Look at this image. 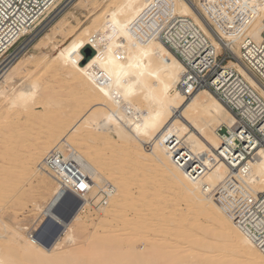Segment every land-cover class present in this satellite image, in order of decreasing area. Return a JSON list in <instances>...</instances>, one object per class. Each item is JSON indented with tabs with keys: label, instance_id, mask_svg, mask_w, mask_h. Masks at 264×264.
Instances as JSON below:
<instances>
[{
	"label": "bare ground",
	"instance_id": "obj_1",
	"mask_svg": "<svg viewBox=\"0 0 264 264\" xmlns=\"http://www.w3.org/2000/svg\"><path fill=\"white\" fill-rule=\"evenodd\" d=\"M97 1L69 0L60 8L65 0H57L36 24L37 28L51 18L35 43L40 54L26 57L32 44L29 37L5 67L0 60V69L4 67L0 70V200L17 190L20 194L15 204L34 201L32 189L33 194L24 188L35 181L32 187L37 192L52 196L43 208L38 205L44 217L66 191L82 200L75 217L69 223L63 221L62 233L49 248L36 237L38 232L25 235L20 226L4 223L2 210L6 206H0V264H264V237L260 236L264 226L252 224L251 229L240 225L209 192L230 170L215 150L220 146L217 128L223 123L231 125L234 116L208 89L186 98L178 86L186 72L182 60L158 37L139 39L131 32L149 0H117L101 15L103 9L98 10L89 26L68 37L70 7L89 9ZM205 1L171 0L169 5L176 14L193 18L219 49L227 45L239 55L244 37L260 40L264 0H243L240 8L246 19L229 30L216 25L214 29L206 21L202 15ZM33 30L26 25L1 29L0 57L20 38L33 37ZM59 36L68 38L59 41ZM88 46L95 51L86 58L83 50ZM51 51L52 58L44 67L60 77L58 83L68 85V103L60 100L58 90L54 92L55 84L52 89L44 88L41 78L28 76L30 65L39 67ZM227 67L236 68L264 96V88L240 62L232 60ZM100 73L101 80L97 78ZM124 106L135 115H129ZM38 108L41 111H35ZM169 137L178 141L184 157L189 155L203 168L201 174L194 177L187 162L176 160ZM57 153L64 155L67 166L72 167L69 160L77 162L96 186L84 176L75 178L62 160L57 162ZM252 169L251 177L242 179L243 183L253 192H264V150ZM80 182L88 185L84 191L78 188ZM100 188L108 191L102 205ZM92 201L101 220L111 225L114 218L133 209L134 219L128 221L131 233H123L119 227L122 219L116 220L122 234L119 228L109 226L100 238L94 235L95 240L85 248H72L69 244L86 228L83 222ZM180 202L186 203V210L180 209ZM138 241L144 242L143 249L137 246ZM84 249L90 252L86 257L81 255Z\"/></svg>",
	"mask_w": 264,
	"mask_h": 264
},
{
	"label": "built area",
	"instance_id": "obj_2",
	"mask_svg": "<svg viewBox=\"0 0 264 264\" xmlns=\"http://www.w3.org/2000/svg\"><path fill=\"white\" fill-rule=\"evenodd\" d=\"M56 1L0 0V30L26 25L33 27L35 31L39 27L38 25L36 28L38 19ZM67 1L65 0L60 8L64 7ZM170 2L171 0H156L152 3V0H149L140 18L134 22L130 30L134 35H139L137 37L139 39L158 37L182 60L186 72L178 86L186 98L192 97L200 90L208 89L232 113L234 122L231 125L223 123L217 128L220 146L215 150L217 155L228 163L230 170L224 180L211 187L209 192L213 200L240 225L253 229V224L262 228L264 192H253L242 179L251 177L253 162L260 157V151L264 150V96L236 68L227 66L232 60L240 62L264 88V28L259 41L244 37L240 54L235 55L227 45L221 49L217 48L193 18L176 14L175 10L171 9ZM205 2V13L202 11V15L214 29L215 25L225 30L236 28L246 19L240 8L243 0ZM22 41L20 38L4 54L3 58L7 59L4 63L1 62L4 66L16 58L19 52L17 49ZM97 78L101 80L102 74L100 73ZM124 109L129 115L136 113L129 106H124ZM174 139L169 137L167 142L171 143V148L175 150L176 160L187 162V167L194 177L201 174L203 168L197 163L194 164L189 155L184 157L182 147ZM56 155L57 162L62 160L64 166L74 173L75 178L84 176L90 184L96 186L92 178L80 171L77 162L69 160L72 166L70 167L65 164L62 153ZM98 193L102 195L99 205L105 204L108 191L100 188ZM94 205L96 206L95 203ZM258 222L261 224L258 225ZM260 236L264 237V228Z\"/></svg>",
	"mask_w": 264,
	"mask_h": 264
},
{
	"label": "rangeland",
	"instance_id": "obj_3",
	"mask_svg": "<svg viewBox=\"0 0 264 264\" xmlns=\"http://www.w3.org/2000/svg\"><path fill=\"white\" fill-rule=\"evenodd\" d=\"M116 1L117 0H99V1H97L94 5H92V6H90L89 7V9H82L80 6H76V7H70V9H69V11H70V13H68V15L66 16V18L67 19H69L68 20V23H70V29H69V32L66 34V35H68V37L69 36H72V35H76V34H78L79 33V30L80 29H82L83 27H87V26H89L88 24H90V20L94 17V14H97L98 13V10H100V9H103V10H101V12H99V14L98 15H101V13H104L105 11H106V8L109 6V4L111 5V4H116ZM97 7V8H96ZM91 8V9H90ZM93 8L95 9L96 8V10L95 11H93L92 12V10H93ZM51 16V15H50ZM49 16V17H50ZM53 16V15H52ZM51 16V17H52ZM50 21H51V18H48L46 21H44L43 22V24H42V26H39L34 32H33V37L32 36H27L26 38H25V40H23L22 42H21V45L22 44H24L25 42H26V40L29 38V37H31L30 38V40H29V42H31L32 41V44L30 45V47L28 48V51H27V53H26V57H28V55H30V54H40V50L38 49V48H36L35 47V43L38 41V38H39V36H40V34H42L43 33V31H45V29H47V25L48 24H50ZM48 23V24H47ZM88 23V24H87ZM85 24V25H84ZM104 29V28H103ZM102 29V30H103ZM37 30H38V33H37ZM104 31V30H103ZM38 36V37H37ZM67 37V38H68ZM32 38H33V40H32ZM66 38V39H67ZM63 39V37L62 36H59V41H61ZM66 39H64V40H62V41H66ZM20 45V46H21ZM89 47V46H88ZM87 47V48H88ZM19 48V47H18ZM20 49V48H19ZM19 49H17V50H19ZM31 49H35V51H33V50H31ZM85 50V49H84ZM84 50H83V53H84ZM52 54H53V52L51 51L50 53H49V56H47L46 58H44V59H42V62L40 63V65H39V67H37L36 65H35V67H34V64L32 65H30V67H29V74H28V76L30 77V78H33V76H34V78L36 77V78H38V79H42V80H40L41 82V84H42V86L44 87L45 85V87H50L51 89H52V85H54L53 86V88H54V92H56L57 90V92L59 93V95H61V96H59L60 97V100H64V102H66V103H68L69 102V100H68V102H67V99L68 98H66L67 97V92H68V94H69V89H68V85L66 86V84L63 82H59L58 83V81H59V79H60V77L59 76H57L56 77V74L54 73V71H52L51 69H49V67L48 68H46L45 69V67H44V65H45V63L48 61V60H50L51 58H52ZM85 54V53H84ZM3 56L4 55H2L1 57H0V60L4 63L7 59L6 58H4L3 59ZM86 56V55H85ZM0 61V62H1ZM11 61V60H10ZM9 61V62H10ZM8 62V63H9ZM3 63H2V65H3ZM6 66V65H5ZM4 66V67H5ZM0 67H1V65H0ZM4 67H2L0 70H2ZM45 69V70H44ZM48 69H49V71H48ZM44 70V71H43ZM51 70V71H50ZM54 77V83H53V78ZM44 80H45V82H44ZM47 80V81H46ZM49 80V81H48ZM23 81V80H22ZM22 81H20V82H22ZM56 81V82H55ZM47 82V83H46ZM52 82V83H51ZM44 84V85H43ZM58 84V85H57ZM64 84V85H63ZM64 86V87H63ZM44 87V88H45ZM64 93V94H63ZM63 94V95H62ZM63 98V99H62ZM57 99H58V97H57ZM56 99V101L57 102H59V100H57ZM66 99V100H65ZM70 99V98H69ZM61 101V102H62ZM56 103V102H55ZM54 103V104H55ZM37 105H39V104H37ZM36 105V106H37ZM36 106H34V107H36ZM78 110V109H77ZM35 111H41V108L39 109H37V110H35ZM23 112H25V110H23ZM24 116H25V113H23L22 115H21V118L23 117V121L25 120V118H24ZM146 145V144H145ZM144 145V147L147 149V150H149V149H151V145L150 144H148V145H146L145 146ZM33 183V182H32ZM31 182H29V183H27L26 184V186H25V190H28V193H30L31 192V189H32V192H34V194L36 193V194H38V196L35 194H33L32 192V194H33V200L34 201H31V199H28V200H26V201H23V203L22 204H20V205H17V204H15V199H16V197L18 196V194H20V193H17L18 191L17 190H15L14 191V193L12 192H8V194L11 196V199H12V201H11V199H10V196L7 194V197L9 196V198L7 199V197L6 198H4L3 197V201L2 200H0V206H6L5 208H4V210H2L3 211V214H2V221H4V223H8L10 226H20L21 227V232L23 233V234H28V233H30V236H32V232H41V230H39L40 229V227H39V225H40V223H42L43 221H44V219H45V217L43 216V214H42V210L43 209H40V208H38V205H42V208H43V206H45V204L50 200V198L52 197L51 195H49V194H45L43 191H40V190H38V192H37V190H35V188H33L34 187V185L37 183L36 181L34 182V184H32ZM31 186V187H30ZM33 186V187H32ZM29 187V188H28ZM33 189H34V191H33ZM135 189V191H137V189L136 188H134ZM15 193H16V195H15ZM12 195H13V197H12ZM44 198V199H43ZM10 199V200H9ZM36 199V200H35ZM96 199H97V197H96ZM96 199H94V201L96 200ZM4 200H9L8 201V203H6V202H4ZM27 202V203H26ZM3 203V204H2ZM27 205H26V204ZM33 203V204H32ZM15 204V205H14ZM28 204H30V205H28ZM25 205V206H24ZM36 205V206H35ZM180 205H181V207H180V209H183V210H186L187 209V205H186V203L185 202H180ZM11 208H10V207ZM26 206H28V207H26ZM23 207H25V208H23ZM10 208V209H9ZM27 208V209H26ZM186 208V209H185ZM12 209V210H11ZM16 209H18V211L16 210ZM97 209H98V207L97 206H95L93 203H92V208L90 209V212L87 210L86 211V214H87V217H85L84 218V220L87 218V220L86 221H84L83 222V225H84V227H86V228H84L80 233H79V238L75 241V242H73V243H71V244H69V246L70 247H72V248H77L78 249V247H84L85 248V245L87 246V244L90 242V241H92L94 238H98V236H99V238H100V236H103L104 234H105V232L107 231V230H109L108 228H110L109 226H114L115 227V229H118L119 227H123L122 228V230L124 231H122L121 230V228H119L120 230H121V234H122V232L123 233H125V234H130L131 233V226H132V224H130V223H128V221H130V220H133L134 219V214H135V212L133 211V209L132 210H130L129 208V210L127 209L126 210V212H123L124 214H126V215H124V214H120V216H119V218L117 217V218H114L113 220H112V223H113V225H111V224H108L109 222H107V221H102L101 220V218H100V215H102V214H100V212H98L97 211ZM8 210V211H7ZM16 210V211H15ZM20 210H23L22 212H20ZM29 210V211H28ZM128 211V212H127ZM19 212H20V214H19ZM37 212V213H36ZM131 212V213H130ZM18 214V216H17V214ZM17 216V218L15 219V217ZM42 215V216H41ZM128 215H130L129 217H128ZM97 216V217H96ZM131 217V218H130ZM96 218V219H95ZM100 218V219H99ZM130 218V219H129ZM15 219V220H14ZM93 219V220H92ZM122 219V221L120 222V220ZM126 219H128L127 221H124L123 222V220H126ZM212 219H214V217H212ZM11 220V221H10ZM20 220V221H19ZM117 220V222L119 223L120 222V224H119V227H118V224H117V222H115ZM14 221H15V223H14ZM17 221V222H16ZM91 222H92V225H91ZM100 222V223H99ZM122 222H123V224H122ZM126 222H127V224H126ZM89 223V224H88ZM94 223V224H93ZM111 223V222H110ZM220 223H223V220L221 219L220 220ZM100 224V225H99ZM115 224V225H114ZM86 225V226H85ZM92 227H91V226ZM124 225V226H123ZM88 226V227H87ZM96 226V227H95ZM103 226H104V228H103ZM126 226H129V227H127L126 228ZM23 227V228H22ZM24 227H26L25 229H24ZM90 227V228H89ZM98 227V228H97ZM28 228V229H27ZM95 228H96V230H98V232L97 231H95ZM124 228H126V229H124ZM129 228V229H128ZM36 229V230H35ZM86 229H87V232H86ZM104 229V230H103ZM105 229H106V231H105ZM91 230V231H90ZM102 230V231H101ZM89 231V232H88ZM100 231V232H99ZM104 231V232H103ZM127 231V232H126ZM95 233H97V234H99V235H97V234H95ZM102 233V234H101ZM43 236H46L47 235V233L46 234H44L43 232L41 233ZM49 235H51V237L53 236V234H49ZM94 235H96V237H94ZM86 237H87V239H86ZM92 237V238H91ZM94 237V238H93ZM222 237H223V239H224V242L226 243V244H228V241H229V238H228V235L224 232L223 234H222ZM90 238V239H89ZM82 239V240H81ZM92 239V240H91ZM89 240V241H88ZM95 240V239H94ZM93 240V241H94ZM142 243H144V242H141V241H138V243H137V246L140 248V249H143V245L144 244H142ZM87 248V247H86ZM84 251L85 252H83L82 251V256H84V257H86V256H88L89 254H90V252H87V249H84ZM84 253V254H83ZM87 253V254H86Z\"/></svg>",
	"mask_w": 264,
	"mask_h": 264
},
{
	"label": "snow or ice",
	"instance_id": "obj_4",
	"mask_svg": "<svg viewBox=\"0 0 264 264\" xmlns=\"http://www.w3.org/2000/svg\"><path fill=\"white\" fill-rule=\"evenodd\" d=\"M87 187L88 185L83 182L78 183L79 189H86ZM74 200L71 192L66 193L63 199L51 207V211L39 225L40 230L47 234H55L61 228L68 212L73 208Z\"/></svg>",
	"mask_w": 264,
	"mask_h": 264
},
{
	"label": "water",
	"instance_id": "obj_5",
	"mask_svg": "<svg viewBox=\"0 0 264 264\" xmlns=\"http://www.w3.org/2000/svg\"><path fill=\"white\" fill-rule=\"evenodd\" d=\"M84 53L86 55V58H89L93 54V51L90 49V47H88L84 50ZM68 192H70V191H66V193H68ZM72 195L75 198L74 205H73V208L68 212L66 219L64 220L65 223H69L75 217L80 206L82 205V200L78 196H76L75 194L72 193ZM63 228H64V225L62 223L61 228L55 234H53L52 237H51V235L48 234V235L44 236L43 238H40L41 232H38L36 234V237L39 238L43 242V244L49 248L54 243L55 239L62 233Z\"/></svg>",
	"mask_w": 264,
	"mask_h": 264
}]
</instances>
